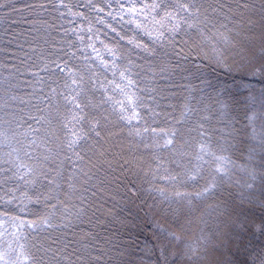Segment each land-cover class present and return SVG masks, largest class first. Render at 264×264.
I'll list each match as a JSON object with an SVG mask.
<instances>
[{"label": "trees", "instance_id": "16d2710c", "mask_svg": "<svg viewBox=\"0 0 264 264\" xmlns=\"http://www.w3.org/2000/svg\"><path fill=\"white\" fill-rule=\"evenodd\" d=\"M262 47L264 0H0V254L93 264L87 246L101 264H157L159 225L181 237L167 264H192L197 242L204 264H261L264 236L231 221L264 211L239 196L246 137L264 134Z\"/></svg>", "mask_w": 264, "mask_h": 264}, {"label": "snow or ice", "instance_id": "6c2138e0", "mask_svg": "<svg viewBox=\"0 0 264 264\" xmlns=\"http://www.w3.org/2000/svg\"><path fill=\"white\" fill-rule=\"evenodd\" d=\"M63 0H61V3ZM247 7V4L244 5ZM184 11L187 12L188 5H182L181 6ZM195 25H190V27H194ZM259 58L264 61V47H262L259 50ZM220 56H223V53H220ZM257 56L256 52H252L250 55H248L249 61H255V58ZM59 67V66H58ZM63 71V69H61ZM264 74V63H259L258 66H254L252 75H262ZM73 85L77 84L76 80L72 81ZM72 102H75V97L71 98ZM254 102V101H253ZM79 107V105H76ZM256 119L255 114L248 117L249 124L246 127H251L253 124V121ZM147 131V129H146ZM139 134V133H137ZM172 137L176 135L175 132H172L170 134ZM5 132L0 131V137H4ZM246 139H250L252 141H255V146H249L247 148V157L246 161L250 167H245V171L247 172V175L249 176L250 183H246L244 187L247 189V195H245L243 192L239 194L240 196V207L243 209L246 204L251 208L259 207L261 209H264V134H260L259 137L257 136V133L255 131V128L252 127V132L250 136H247ZM79 142V138L73 139L69 144V149H72L77 143ZM174 141L173 139L169 138L165 140L163 147H168L170 145H173ZM201 151H205V146L202 144ZM13 151H16L13 149ZM11 155V153H9ZM77 158L79 159V154L77 153ZM217 162L219 163V166L215 169L216 173L220 175L221 179H223L225 176L228 175V168L227 164L230 163V160L227 157L219 156L216 157ZM26 166L23 164H20L17 168V171L19 172L21 169H24ZM31 169H27V172H31ZM20 179H24V175L20 176ZM171 180H175L176 177H169ZM189 179L195 180V176H190ZM218 185L213 182L209 184L207 187H205L201 192H197L195 196L197 198L203 197L206 194H211L214 189H216ZM161 194V196L164 197V200H168V196L165 195L164 190L160 189L158 190ZM189 194L186 193H180L176 192L175 196L180 197L181 199L187 198ZM231 219V218H230ZM239 221V223H237ZM25 222H20V227H23ZM42 223L47 224L49 227L52 225L49 223L48 219H45L42 221ZM29 227H35L34 222H28ZM231 227L239 229L241 232H248L251 231L253 235L259 234L261 236H264V211H261L259 214V219L257 220L253 216H246L243 221H240V217L237 216L235 220L231 221ZM158 228H160V231L164 233V237L167 240V243H163L159 247V252L157 255V264H167L168 261L172 260L174 261V258L176 256V253H169V249L172 246V241H180L181 237L177 236L175 232L167 231L166 229L160 227L158 225ZM17 239L19 240L20 237L18 236ZM224 241H221V244H223ZM251 248V246H249ZM19 248L21 251L16 252V250H13V254L17 256V259L20 257H23L25 261H31L32 264H35V260L30 255L25 254L23 251L24 245L20 244ZM91 251H95V249H89L87 246L85 247V253L87 254V258L93 262V264H101V262L105 259V254L101 251L98 255H91ZM251 251L255 253H260L262 255L261 264H264V251L258 248H251ZM7 253L0 254V262L2 264H9L7 260H5V256ZM183 256L188 261L192 262V264H204L205 261L210 262V254L209 250L206 246H201L199 242L195 246L189 244L185 247V250L183 251ZM83 257H77V259H82ZM151 259V255L148 257ZM64 259H68L67 256L64 257ZM256 257L253 256L252 259L249 261V264H254ZM12 264H15V262H12ZM222 264H230V261L224 260Z\"/></svg>", "mask_w": 264, "mask_h": 264}, {"label": "rangeland", "instance_id": "374dc122", "mask_svg": "<svg viewBox=\"0 0 264 264\" xmlns=\"http://www.w3.org/2000/svg\"><path fill=\"white\" fill-rule=\"evenodd\" d=\"M113 144V143H112ZM122 147V146H121ZM123 149V148H122ZM115 154L116 155H118L119 154V150L117 151V152H115ZM120 156V155H119ZM117 162V161H116ZM118 165L120 164V163H117ZM108 171H115V169H113V166H108V169H107ZM132 193V192H131ZM237 229V228H236ZM233 238V237H232ZM235 238V237H234ZM226 243H228L227 242V238L226 239H224V243H223V245H226Z\"/></svg>", "mask_w": 264, "mask_h": 264}]
</instances>
